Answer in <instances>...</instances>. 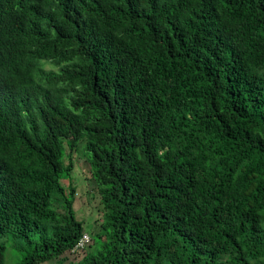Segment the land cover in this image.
<instances>
[{"label": "trees", "instance_id": "1", "mask_svg": "<svg viewBox=\"0 0 264 264\" xmlns=\"http://www.w3.org/2000/svg\"><path fill=\"white\" fill-rule=\"evenodd\" d=\"M39 7L0 44V264H264V0Z\"/></svg>", "mask_w": 264, "mask_h": 264}, {"label": "clouds", "instance_id": "2", "mask_svg": "<svg viewBox=\"0 0 264 264\" xmlns=\"http://www.w3.org/2000/svg\"><path fill=\"white\" fill-rule=\"evenodd\" d=\"M48 0H38V1H28L29 4L26 5V7L23 5V9L21 13L16 14H7L0 17V35L4 32L5 36L1 40L0 44H4L6 42H12L17 43V36L22 29L30 28L33 29L34 26H38L39 18L41 15L40 7L39 5H44L47 3ZM12 39V40H8ZM8 40V41H6ZM5 41V42H4ZM82 55V54H81ZM43 62H40L43 66V72H47L49 70H58L57 67H55L52 62H46L44 59H42ZM18 146H15L13 150L11 151L12 154L15 153ZM82 148H85V145H82ZM85 235L89 236V240L83 244V246H79L81 240ZM92 241L91 234L87 231L83 233L82 237L79 239L78 243L75 245L74 250L70 253H67L66 255L70 257L71 259L76 258L74 253L83 251L85 248H87ZM65 257V256H64Z\"/></svg>", "mask_w": 264, "mask_h": 264}, {"label": "rangeland", "instance_id": "3", "mask_svg": "<svg viewBox=\"0 0 264 264\" xmlns=\"http://www.w3.org/2000/svg\"><path fill=\"white\" fill-rule=\"evenodd\" d=\"M68 162L69 160L66 159V163ZM73 162L75 164V168L72 175L75 180L78 196L75 204L77 208H80L83 211L80 217L85 218L84 224H89V220L90 222H93L96 218H98V215H94L92 212L96 210L100 204V195L96 185L93 183L89 186V183L87 182L92 175L86 158L84 156L78 157L76 154L73 156ZM78 254L81 253H74L76 258H78ZM70 260L71 258L68 260V263ZM57 262V260H54L46 264H57ZM64 264H67V262Z\"/></svg>", "mask_w": 264, "mask_h": 264}, {"label": "built area", "instance_id": "4", "mask_svg": "<svg viewBox=\"0 0 264 264\" xmlns=\"http://www.w3.org/2000/svg\"><path fill=\"white\" fill-rule=\"evenodd\" d=\"M88 240H89V236H88V235H85V236L83 237V239L81 240L79 246H83V244H84L85 242H87Z\"/></svg>", "mask_w": 264, "mask_h": 264}]
</instances>
